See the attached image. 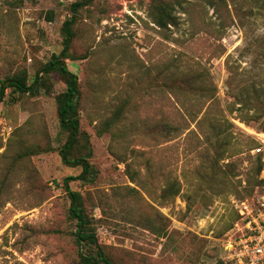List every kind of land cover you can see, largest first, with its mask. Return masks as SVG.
<instances>
[{
    "label": "rangeland",
    "instance_id": "1",
    "mask_svg": "<svg viewBox=\"0 0 264 264\" xmlns=\"http://www.w3.org/2000/svg\"><path fill=\"white\" fill-rule=\"evenodd\" d=\"M75 1L0 0V264H80L81 253L96 254L77 242L70 216L64 178L82 171L68 161L76 157L95 177L70 186L113 264H226L233 200L260 185L251 149L264 140L263 0H94L80 9L64 58L79 84L67 160L71 131L57 103L66 84L40 70L62 51ZM163 9L177 25H157ZM38 72L32 91L9 86ZM239 91L251 107L232 96Z\"/></svg>",
    "mask_w": 264,
    "mask_h": 264
},
{
    "label": "trees",
    "instance_id": "2",
    "mask_svg": "<svg viewBox=\"0 0 264 264\" xmlns=\"http://www.w3.org/2000/svg\"><path fill=\"white\" fill-rule=\"evenodd\" d=\"M94 0H76L70 6L71 16H69L62 25V51L59 54L53 53L50 60L42 67L41 72L44 73H57L65 82L66 90L60 93L57 96L58 103V115L61 120V125L63 128L69 129L71 131V135L66 142V144L62 147L61 153L64 159L68 160V155L70 150L73 148L75 135L79 131V119H78V103H79V84H78V76L69 70L67 63L64 58L68 55L69 50L71 49V43L74 38L75 32L73 29V25L76 22L77 15L80 9L90 5ZM264 3V0H263ZM264 8V4H263ZM54 16L52 13L48 15L49 20H53ZM157 25L160 28H168L169 25H177L178 20L175 15L171 12H167L166 9H163L162 14L157 19ZM38 72L35 75V78L31 84H28V77L26 75L16 76L14 78H8L9 86H14L18 90L26 92L32 91L33 88L40 83L41 76ZM233 80V77H232ZM230 79V81H232ZM5 82L2 81L0 84V101H2L5 94ZM189 88L193 89V83L188 84ZM232 96L238 98L242 104V107H251V100L243 98L242 91L234 92ZM245 120L253 119L251 116H242ZM246 117V118H245ZM119 120V116L115 117L113 122ZM110 122H108V125ZM227 126H232V123L229 120H226ZM258 143V142H257ZM255 146V145H254ZM253 146V147H254ZM252 147V148H253ZM223 154H219L221 157ZM75 165H80L82 167V171L77 175H68L64 178V186L68 195L70 197V216L73 219H76V240L78 243L86 241L89 244L96 245V254H80V264H113V261L110 257H108L101 246H99L98 240L95 236V233L88 228L87 217L85 216L84 208L81 204V194L77 191H74L70 183L72 180L81 179L83 181H92L95 177V172L93 170L92 164L88 161L87 157H76L71 160H68ZM262 170V161L260 158V164L257 169V174L260 175ZM236 175V174H235ZM263 182L260 179V184ZM175 185L172 184L170 189H174ZM178 193V190L175 191V194Z\"/></svg>",
    "mask_w": 264,
    "mask_h": 264
},
{
    "label": "built area",
    "instance_id": "3",
    "mask_svg": "<svg viewBox=\"0 0 264 264\" xmlns=\"http://www.w3.org/2000/svg\"><path fill=\"white\" fill-rule=\"evenodd\" d=\"M251 151L261 158L263 182L252 196L233 200L237 219L226 240V264H264V140L258 138Z\"/></svg>",
    "mask_w": 264,
    "mask_h": 264
}]
</instances>
